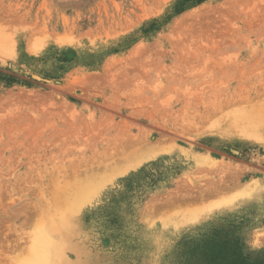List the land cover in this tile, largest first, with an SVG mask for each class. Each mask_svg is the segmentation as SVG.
Returning <instances> with one entry per match:
<instances>
[{
	"label": "rangeland",
	"instance_id": "374dc122",
	"mask_svg": "<svg viewBox=\"0 0 264 264\" xmlns=\"http://www.w3.org/2000/svg\"><path fill=\"white\" fill-rule=\"evenodd\" d=\"M263 102L264 0H0V264H264Z\"/></svg>",
	"mask_w": 264,
	"mask_h": 264
},
{
	"label": "bare ground",
	"instance_id": "6f19581e",
	"mask_svg": "<svg viewBox=\"0 0 264 264\" xmlns=\"http://www.w3.org/2000/svg\"><path fill=\"white\" fill-rule=\"evenodd\" d=\"M258 94V93H257ZM258 97V96H257ZM260 97V96H259ZM245 98V97H244ZM244 100V99H243ZM263 100V99H262ZM260 102V101H259ZM242 103V102H241ZM241 103H239L240 105H242ZM243 103H244V101H243ZM248 103V102H247ZM254 111L252 112H248V113H246V112H244V113H242V115H243V117H242V119L244 118V120L246 121V122H253V120H254V118L256 117V116H258L260 119V126H259V128L258 127H256V128H254L253 129V131L250 133V135L251 136H254V137H256V135H258L257 133L261 130V127H263V129H264V102L263 103H259L258 105H256L255 107H254ZM217 110V109H216ZM245 110V109H244ZM248 110H250V109H248ZM252 110V109H251ZM246 111V110H245ZM249 113H251V114H249ZM253 114V115H252ZM241 115V116H242ZM256 119V118H255ZM255 131H257V132H255ZM255 132V133H254ZM146 134V133H145ZM260 134V133H259ZM150 135V134H149ZM144 138V136L142 137V139ZM152 138V137H151ZM109 140H111V139H109ZM118 140V139H117ZM126 140V139H125ZM124 140V141H125ZM136 140H137V138H136ZM114 141V140H113ZM122 141V140H121ZM161 142L160 143H163V140H160ZM126 142V141H125ZM124 142V143H125ZM151 142V141H150ZM158 142V141H157ZM107 143H109V145H110V141L109 142H107L106 141V144ZM127 143V142H126ZM125 143V144H126ZM142 144V145H141ZM159 143H154L153 145H151V146H147V143L145 144V145H143V143L141 142V141H132L131 143H129L128 144V146H124L123 145V141H122V145H115L116 147H115V149L114 148H110V149H114V151L113 152H111L109 155H108V157L106 158V159H110V158H113V159H115V166H114V169H111V167H110V169H111V171H114V172H119V174H120V172H125V171H127V170H129V169H133V168H131V167H134V168H136L137 166H139V165H141L143 162H145V161H148V160H150V159H153V158H155L156 156H158V155H160V154H162V153H165V151H166V148L165 149H163V148H159ZM134 146L136 147V146H140L137 150H134V151H132V149H136V148H134ZM163 146V145H162ZM107 147V146H106ZM131 148V149H130ZM170 148V147H169ZM108 149V148H107ZM106 149V150H107ZM110 149H109V151H110ZM172 149H173V147H172ZM130 150V151H129ZM168 150H170L171 151V148L170 149H168ZM102 151V150H101ZM129 151V152H128ZM107 152H108V150H107ZM103 154H105V153H103ZM108 154V153H107ZM200 156H202V155H200ZM205 158V157H204ZM104 159V158H103ZM102 161V160H101ZM109 161V160H108ZM201 161H203V160H201ZM100 162V161H99ZM110 162V161H109ZM113 163V162H112ZM111 163V164H112ZM100 165H102L101 163H99ZM106 164V163H105ZM110 164V163H109ZM198 164V163H197ZM103 166V165H102ZM106 166V165H105ZM94 167H96V165L94 166ZM200 167V166H199ZM99 168V167H98ZM104 168V167H103ZM113 168V167H112ZM123 168H125V170H122ZM94 169V168H93ZM104 171V170H103ZM94 172V171H93ZM102 173V172H101ZM106 173H107V170H106ZM99 174V173H98ZM96 176V175H95ZM94 176V177H95ZM104 178V177H103ZM225 180V179H224ZM93 181V180H92ZM235 181V180H234ZM100 182V181H99ZM237 182V181H236ZM101 183V182H100ZM224 183V182H223ZM239 183V182H238ZM93 183L91 182V186L93 187V185H92ZM236 185V184H235ZM237 186H238V188H239V186H240V184L239 185H236V187L235 188H237ZM241 187V186H240ZM244 188V187H243ZM232 189H233V187H232ZM87 190V189H86ZM241 190V189H240ZM244 191V190H243ZM84 193H85V191H84ZM245 193V192H244ZM90 195H88V197H89ZM91 198V197H90ZM72 216H73V213L72 214H70L69 215V218L71 219L72 218ZM69 219V220H70Z\"/></svg>",
	"mask_w": 264,
	"mask_h": 264
}]
</instances>
